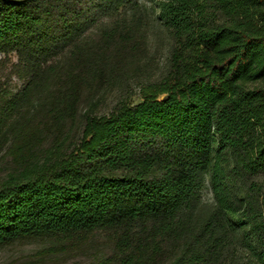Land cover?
Segmentation results:
<instances>
[{"label":"trees","instance_id":"trees-1","mask_svg":"<svg viewBox=\"0 0 264 264\" xmlns=\"http://www.w3.org/2000/svg\"><path fill=\"white\" fill-rule=\"evenodd\" d=\"M150 18L170 34L168 71L97 113ZM0 51L27 77L5 106L60 132L8 140L21 164L0 181V245L107 231L113 264H264V0H156L151 13L0 0ZM68 123L79 134L65 141Z\"/></svg>","mask_w":264,"mask_h":264},{"label":"rangeland","instance_id":"rangeland-1","mask_svg":"<svg viewBox=\"0 0 264 264\" xmlns=\"http://www.w3.org/2000/svg\"><path fill=\"white\" fill-rule=\"evenodd\" d=\"M139 2L148 8V13L156 6V0ZM171 49L168 30L150 18V24L143 28L137 41L125 46L126 54L121 60L122 70L116 84L108 81V90L96 95V112L109 111L121 97L139 101L142 86L160 79L168 71ZM20 66L15 52L0 51V181L21 164L18 153L16 155V145L8 143L16 132L19 133L20 128L36 138L31 141L35 145L39 142L50 145L53 137L60 135L51 118L36 113L27 116L26 106L10 111L3 103L2 96L16 93L27 81ZM86 106L84 100L82 110ZM69 126L71 129L66 132L65 141L75 139L79 134V125L68 123L66 128ZM3 133H6V137L2 136ZM26 151L24 154H27ZM259 180L264 184L263 176ZM203 200L207 205L214 202L209 182L203 190ZM109 238L107 231L75 234L66 238H22L0 245V264H97L103 260L113 264L114 250Z\"/></svg>","mask_w":264,"mask_h":264}]
</instances>
